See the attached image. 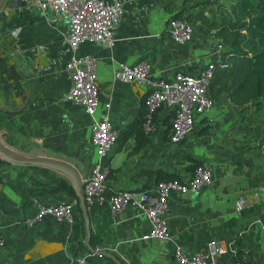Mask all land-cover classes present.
Instances as JSON below:
<instances>
[{
    "label": "crops",
    "instance_id": "obj_1",
    "mask_svg": "<svg viewBox=\"0 0 264 264\" xmlns=\"http://www.w3.org/2000/svg\"><path fill=\"white\" fill-rule=\"evenodd\" d=\"M108 1H120L124 9L115 28V44L84 42L75 53L95 58L100 102L110 101L111 123L120 131L136 118L146 93L135 80L115 78L120 63L147 60L154 76L173 77L178 71H195L209 63L214 46L198 32L187 44L171 39L165 7L169 0ZM68 32L64 14L43 9L37 0H7L0 12V116L6 115L0 118V139L21 154L71 163L83 180L100 156L91 142L86 108L64 98L72 83L67 69L73 54L65 39ZM168 115L165 109L157 113V132L139 153H115L113 148L102 159L114 170L108 183L114 190L145 189L155 182L147 177L133 180L142 168H163L186 180L191 175L176 162V152L209 165L212 183L170 197L171 240L145 239L151 223L134 206L116 218L111 214L113 222L107 232L97 227H103L104 221L97 214L91 229L97 228L103 237L98 248L114 253L124 264H178L176 245L189 252L205 251L209 242L219 240L229 248L220 257L226 264L234 263L238 251L249 254L252 264H264L260 219L264 211V101L243 111L222 98L209 113L197 115L194 130L176 144L165 138ZM39 168L71 182L48 167L0 162V238L4 240L0 264H70L75 255L84 258V264H115L89 251L84 213L71 197L72 223L51 214L37 219L42 203H56L64 196L41 189V183L49 180ZM241 196L248 199V205L236 212Z\"/></svg>",
    "mask_w": 264,
    "mask_h": 264
},
{
    "label": "built area",
    "instance_id": "obj_2",
    "mask_svg": "<svg viewBox=\"0 0 264 264\" xmlns=\"http://www.w3.org/2000/svg\"><path fill=\"white\" fill-rule=\"evenodd\" d=\"M40 7L68 18L69 32L65 39L73 54L67 63L71 77V86L65 100L86 108L91 117V142L99 153L91 173L83 179L86 202L89 204H109L111 214L116 218L129 206H134L151 223V230L145 239L160 238L171 240L172 233L168 223V201L175 193L187 194L212 183V168L207 164L196 167L193 174L184 179L155 182L142 190L121 189L106 195V185L111 172L103 158L112 151L116 144L118 131L113 128L110 119L111 103L100 102L98 89L97 63L91 54L77 55L75 52L84 42H93L113 46L116 42L115 28L124 13L120 1L108 0H37ZM168 32L177 44H187L194 38V27L182 18H172L168 22ZM223 47L218 45L213 50V59L219 58ZM209 62L196 71H178L173 77L154 76L152 65L143 60L137 64L120 63L115 70L116 79L137 81L146 89V115L144 129L147 133L157 130L155 118L159 111L169 112L172 125L171 143H179L190 134L196 124V116L209 113L215 107V100L208 92L213 74V64ZM102 106L104 111H102ZM56 203H42L37 219L51 214L59 221L73 222V204L68 194ZM248 205L246 197H239L235 211L241 212ZM4 240L0 238V245ZM229 248L219 240L209 242L205 251L189 252L181 245H176L174 258L178 264H226L220 257L228 253ZM235 251V250H233ZM233 264H252L247 253L237 254ZM85 259L73 256L70 264H84Z\"/></svg>",
    "mask_w": 264,
    "mask_h": 264
},
{
    "label": "trees",
    "instance_id": "obj_3",
    "mask_svg": "<svg viewBox=\"0 0 264 264\" xmlns=\"http://www.w3.org/2000/svg\"><path fill=\"white\" fill-rule=\"evenodd\" d=\"M165 7L170 14L168 22L174 17L182 18L191 24L196 32L210 40L214 48L218 45L223 47L219 58L211 61L213 74L208 92L215 102L226 98L242 107L243 111H247L251 105L260 106L264 101V0H228L227 3L219 0L180 2L169 0ZM145 115L146 107L143 99V105L136 118L118 131L113 152L129 150L130 154H137L152 142L157 130L154 133L145 131L143 126ZM5 116L2 115L0 118ZM2 125L0 121V126ZM165 125V138L170 140L172 136L170 115L166 117ZM131 140L134 142L132 143ZM174 158L178 164L184 165L190 175L197 166L204 164L203 160L191 154L176 152ZM113 171L111 169L108 179L112 178ZM142 177L154 182L182 179L179 174L163 168H142L136 171L133 180ZM53 180L41 183V189L68 194L76 201L83 215L81 200L73 184L61 177H55ZM1 182H3L2 176H0ZM119 190L121 189L114 190L108 183L105 194L109 196ZM87 206L91 224L95 222V216L101 213L104 218L103 227H99V224L97 227L107 232L113 222L109 204L87 203ZM260 219L264 225V211ZM102 242L103 237L98 233L97 228L92 226V246L98 248ZM81 244L86 246L84 242Z\"/></svg>",
    "mask_w": 264,
    "mask_h": 264
},
{
    "label": "water",
    "instance_id": "obj_4",
    "mask_svg": "<svg viewBox=\"0 0 264 264\" xmlns=\"http://www.w3.org/2000/svg\"><path fill=\"white\" fill-rule=\"evenodd\" d=\"M6 2L7 0H0V12L2 11ZM3 160H7L17 164L39 165V166L48 167L68 177L71 180V183L73 184L76 193L81 200V206L83 209L85 223H86V230H87L86 245L89 251L92 254L107 257L111 259L115 264H124L122 260L118 258V256L115 255L114 253L103 249L94 248L92 246L91 218L88 213L86 196L83 189V180L79 171L71 163L48 156H30V155L21 154L11 149L5 142H3L0 139V162Z\"/></svg>",
    "mask_w": 264,
    "mask_h": 264
},
{
    "label": "rangeland",
    "instance_id": "obj_5",
    "mask_svg": "<svg viewBox=\"0 0 264 264\" xmlns=\"http://www.w3.org/2000/svg\"><path fill=\"white\" fill-rule=\"evenodd\" d=\"M179 2L182 1V0H178ZM219 1H222V2H228V0H219ZM41 173L44 174V176L50 181V180H53V178L57 177V176H54V174H51V171L52 170H47V169H44V168H39ZM54 181V180H53Z\"/></svg>",
    "mask_w": 264,
    "mask_h": 264
}]
</instances>
